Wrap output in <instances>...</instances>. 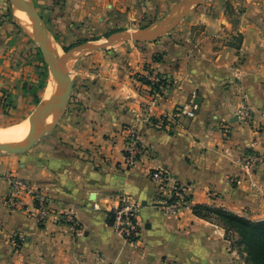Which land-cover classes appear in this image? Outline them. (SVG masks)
I'll list each match as a JSON object with an SVG mask.
<instances>
[{
	"label": "crops",
	"instance_id": "1",
	"mask_svg": "<svg viewBox=\"0 0 264 264\" xmlns=\"http://www.w3.org/2000/svg\"><path fill=\"white\" fill-rule=\"evenodd\" d=\"M34 3L68 61L71 95L52 142L0 152V264H226L209 257L221 245L211 239L220 226L192 207L264 219V165L247 173L241 163L245 151L264 155V0ZM3 12L0 120L12 116L23 91L11 56L22 33ZM151 73L165 79L160 88L142 79ZM192 100L197 115L171 130L148 120L149 107L160 114ZM130 127L146 151L135 166L124 158L121 132ZM161 168L189 188L190 203L178 214L156 207L172 186L149 176ZM11 174L47 193V221L8 205ZM123 196L141 204L135 241L111 221Z\"/></svg>",
	"mask_w": 264,
	"mask_h": 264
},
{
	"label": "built area",
	"instance_id": "2",
	"mask_svg": "<svg viewBox=\"0 0 264 264\" xmlns=\"http://www.w3.org/2000/svg\"><path fill=\"white\" fill-rule=\"evenodd\" d=\"M160 75L151 73L148 75L147 83L151 89L161 81ZM163 83H160L159 88ZM197 104L194 100L177 105L172 111L162 112L152 115V107L148 109V120L151 125L158 129L171 130L182 118H194L197 115ZM246 114L251 118V114L246 110ZM121 134L125 138L124 158L128 166H135L141 156L145 154V145L138 136L137 131L132 127L124 128ZM263 156L255 151H245L241 158V163L247 173H254L262 161ZM149 176L161 187H170V195L164 197L160 203V209L167 213L178 214L184 207L188 206L191 200L189 188L183 183L174 181L173 177L166 169H154L149 172ZM11 184L10 193L7 196V203L12 209H28L34 213L40 222L47 221L52 213L50 199L47 193L36 187L26 179L11 174L9 176ZM174 181V182H173ZM141 204L132 201L126 196L121 198L118 206L113 209V226L116 231L129 241H135L140 237L141 226L138 220V212ZM70 221L73 219L68 217Z\"/></svg>",
	"mask_w": 264,
	"mask_h": 264
},
{
	"label": "rangeland",
	"instance_id": "3",
	"mask_svg": "<svg viewBox=\"0 0 264 264\" xmlns=\"http://www.w3.org/2000/svg\"><path fill=\"white\" fill-rule=\"evenodd\" d=\"M3 11H8L9 12L8 16L14 19L17 23L19 22L14 12V6L11 4L9 0H0V13H4ZM1 16L0 19L2 20L3 17ZM23 23L27 27H29V24H26L25 22ZM18 25H19L18 28L22 33V36H20V38H15L16 43L14 44H16L17 48L15 53L12 54L11 56L13 59H15L14 63L17 64L18 67H20V69H22L23 71L22 78L20 79L21 86H23V91L19 94L18 99L16 100V106L12 108V116L9 115L10 114L9 108L4 109L5 112H8V115L10 117L8 116L4 120L3 119L0 120V129L6 128L11 125H15V123L19 124V122H23L24 120H26L25 118H27L33 112V110L36 109L39 102L45 96L46 86L49 80L53 78L52 75L48 74L47 66L43 62V57L41 52L40 54L38 53L39 44H40L39 39L34 35H32L31 33H29L26 29L27 27L21 26L19 23ZM54 46L57 57L59 59H62L63 52L58 51L59 44L54 43ZM26 65H28L27 70H25ZM41 66L46 67L47 70V77L44 80L40 77ZM65 67L69 68V64L67 60H65ZM42 83H44V87L41 88ZM38 99H40L39 102H37ZM246 110H249V108L245 107V109H243V111L241 112L243 113L244 117L248 119L249 122H252L251 120H249L250 118L246 114ZM254 119L255 117L253 118V120ZM55 131H57V129H53L50 132H48L45 136H43V138H41L35 144V146L32 149H42L43 147H45L47 142L51 141L49 140V138H51V135H53ZM261 155L263 156V158L259 166L264 165V155L263 154ZM156 207L157 209H160V204H156ZM160 210L163 211L164 213H167L163 209ZM213 216L215 219L220 220V218H218L216 214ZM243 217L248 218L246 216ZM253 220H264V219H253ZM226 222L227 221L224 220L225 224L228 223ZM217 225L220 226L222 233L218 234V236L216 235L212 236L211 239L212 240L214 239V241L220 240L221 245H219L218 247L217 246L212 247L214 248V250L209 252V257L211 259L213 258L223 259L226 261L225 262L226 264H262V260L261 258L258 257V255H256V259H255V253H258V251L255 252L256 245H254L253 241H250L246 237L241 236V234L236 230L231 229L229 231L226 230L221 225L219 224ZM164 262L166 263L165 260ZM93 264H102V263H100V261L96 259Z\"/></svg>",
	"mask_w": 264,
	"mask_h": 264
},
{
	"label": "water",
	"instance_id": "4",
	"mask_svg": "<svg viewBox=\"0 0 264 264\" xmlns=\"http://www.w3.org/2000/svg\"><path fill=\"white\" fill-rule=\"evenodd\" d=\"M13 6L19 5L25 8L32 15L33 28H26L29 33L40 41L39 50L43 62L47 66L48 74L52 75L56 83L57 101L46 113V119L38 129L30 136L16 142L9 143L0 141V152L23 153L31 149L43 136L53 130L65 113L71 95V82L68 75V67H65V56L62 59L57 57L53 45L52 35L45 25L42 17L36 9L33 0H9ZM19 21V20H18ZM21 26H24L20 21Z\"/></svg>",
	"mask_w": 264,
	"mask_h": 264
},
{
	"label": "trees",
	"instance_id": "5",
	"mask_svg": "<svg viewBox=\"0 0 264 264\" xmlns=\"http://www.w3.org/2000/svg\"><path fill=\"white\" fill-rule=\"evenodd\" d=\"M84 40L85 39L79 40L73 44L65 46L64 48L65 50H69L70 48ZM38 53L40 54L39 50ZM40 77L43 80L47 77V70L44 66H41ZM142 79L144 80V82H149V80L146 78ZM164 81L165 79L161 78V81L157 83L154 88L158 89L160 83L164 84ZM42 87H44V83H42L41 88ZM39 100L40 99H38L37 102H39ZM192 208L196 215L213 223H217L224 227L226 230H236L241 234V236H244L250 241H253L254 245H256L255 252L258 251V253H255V259L256 255H258V257L262 260V264H264V220H253L251 218H245L242 215L216 205L198 203L196 205H193ZM215 214L218 216V218H220V220L214 218L213 215ZM224 220H226L229 224L227 222V224H225ZM111 221H113V215Z\"/></svg>",
	"mask_w": 264,
	"mask_h": 264
},
{
	"label": "bare ground",
	"instance_id": "6",
	"mask_svg": "<svg viewBox=\"0 0 264 264\" xmlns=\"http://www.w3.org/2000/svg\"><path fill=\"white\" fill-rule=\"evenodd\" d=\"M14 12L17 19L25 27L27 26L23 22L29 24V27L27 28H33L32 15L25 8L15 5ZM45 91V96L39 102L36 109L33 110V112L27 118H25L26 120H22L23 122H19V124L15 123V125L0 129V141L16 143L33 134L38 129V127L43 124L46 119L47 111L57 101L56 83L53 78L49 80Z\"/></svg>",
	"mask_w": 264,
	"mask_h": 264
}]
</instances>
